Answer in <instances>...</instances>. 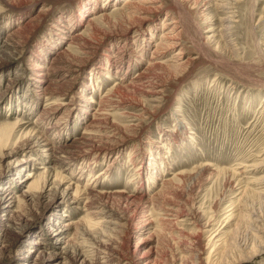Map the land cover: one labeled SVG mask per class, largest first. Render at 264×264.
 Here are the masks:
<instances>
[{"label": "rangeland", "instance_id": "1", "mask_svg": "<svg viewBox=\"0 0 264 264\" xmlns=\"http://www.w3.org/2000/svg\"><path fill=\"white\" fill-rule=\"evenodd\" d=\"M125 2L0 4V264H64L76 234L85 264H185L198 228L204 246L226 232L218 264H264V0ZM89 202L117 224L91 225Z\"/></svg>", "mask_w": 264, "mask_h": 264}, {"label": "bare ground", "instance_id": "2", "mask_svg": "<svg viewBox=\"0 0 264 264\" xmlns=\"http://www.w3.org/2000/svg\"><path fill=\"white\" fill-rule=\"evenodd\" d=\"M149 1V2H148ZM161 0H126V2H125V6H124V8H123V10H127V9H129V8H135L134 10H135V12H134V16H135V13H137V15H140V16H142V13L145 11V9L146 8H149L150 10H152L154 7L156 8V9H159V8H161L160 7V5H155V6H149L148 7V3L150 4V5H154L153 3H156V2H160ZM4 2H5V0H0V4H4ZM234 3V2H233ZM158 4V3H157ZM228 4V3H227ZM229 4H232V3H229ZM119 7H117V9H118ZM232 8H234V7H232ZM121 9V8H120ZM155 9V10H156ZM138 10H140V12H137ZM101 12H99L98 14H95V16L94 17H92L91 18V20H93L94 18H96V19H107L108 17H109V15L108 14H105V12H102L101 14H100ZM234 14L236 13V12H233ZM142 19H144V18H142ZM172 21V20H171ZM170 20H165V25H170L172 22H171ZM230 21V20H229ZM232 22H237V21H234V20H231ZM90 26H92L93 25V23H90L89 24ZM166 27V26H165ZM176 35V34H175ZM177 35H178V33H177ZM79 36L80 37H82L81 36V34H75V35H73V39L74 38H76L77 39V41H76V44H77V46H79L78 45V42H79ZM165 36V38H169V35H166V34H164L162 37H164ZM171 37V36H170ZM174 37V36H173ZM79 38V39H78ZM177 38V37H176ZM82 39V38H81ZM167 44H169V46H172L174 43H173V41H170V40H167ZM73 43H75V42H73ZM7 49V48H6ZM84 50L85 52L84 53H87L88 52V50L90 49V47H84V46H81V44H80V47H79V50ZM5 50V49H4ZM3 50V51H4ZM2 52V51H1ZM83 53V52H82ZM181 53V52H180ZM88 54V53H87ZM180 55V54H179ZM180 59V58H179ZM157 62V61H156ZM156 62H155V64H156ZM159 62V61H158ZM157 62V63H158ZM158 64H160V62L158 63ZM164 64V63H163ZM118 84V83H117ZM120 87H117V89H119ZM115 102V101H114ZM113 103V102H112ZM119 105V104H118ZM114 106V105H113ZM117 106V105H116ZM107 109H102V112H100L99 114H101V115H98V116H103L105 119H109L112 115H113V111L112 112H110V110L111 109H109V112L108 111H106ZM104 119V120H105ZM5 125H3L2 127H4ZM14 128H12V129H10V130H7V129H3V128H0V142L1 141H4V140H6L7 138H9V136H10V134L12 133V130H13ZM39 139V138H38ZM90 140V139H89ZM3 143V142H2ZM1 143V144H2ZM41 144V142L40 141H36L35 142V145H40ZM49 143H47L46 144V146H45V148L43 149L44 150V153L46 154V155H49L50 157H53V158H56L57 160H56V162L58 161V162H60L61 163V161L63 160L62 159V157L61 158H58L57 156H56V154H57V151L56 150H54V147H51V146H49L48 145ZM62 147V146H61ZM66 148V147H65ZM55 149H57L56 147H55ZM62 149V148H61ZM54 160V159H53ZM52 161V160H51ZM55 161V160H54ZM53 161V162H54ZM64 161V160H63ZM62 161V162H63ZM53 164V163H52ZM59 164V163H58ZM257 165H262V166H264V157L263 158H261V161L259 162V163H257V164H255V165H253V168H256L257 167ZM48 166H50V164L48 165ZM60 166H62V164L60 165ZM246 168L247 167H249V165H244ZM250 166H252V165H250ZM40 168L41 169H43L44 171H43V173H44V176H45V183L42 185V187L40 188V190H43L42 192L44 193V190H45V192H47L48 190H46V184L48 183H50L49 181L52 179V172H53V169H50V168H52V167H47V165H40ZM205 169H207L206 167H204V168H202V170H205ZM248 170H245V171H243V172H241V173H244V172H247ZM57 173V172H56ZM235 174H241L240 172H238L237 170H235V172H234ZM59 173H57V175H58ZM181 176H183V175H181ZM180 176V177H181ZM37 177V176H36ZM35 174L34 173H28V176H27V180H29V179H31V178H34V179H32V181L30 182V185L28 186V188H27V190L26 191H24L23 192V195L24 196H29V194L31 193V194H33L32 193V190H33V188H34V186H37L38 185V183H37V180H35ZM39 182V181H38ZM172 181H171V179H167L166 180V183L167 184H170ZM164 183H165V181H164ZM165 183V184H166ZM166 184V185H167ZM10 187V186H9ZM69 189H71V187L69 186V187H67L65 190H63V192H62V196L63 197H67V196H71L72 195V193L69 191ZM253 190H255V189H253ZM49 191H51L50 192V194H51V196L53 197L56 193H58L57 191H53V189H50ZM40 192V191H39ZM82 193V191H81V189L79 188V187H76V191H75V197H78V194L79 193ZM49 193V192H48ZM87 193V192H86ZM122 193V192H121ZM87 194H89V193H87ZM33 195H35V194H33ZM46 195V194H45ZM49 195V194H48ZM36 196V195H35ZM34 197V196H33ZM51 197V198H52ZM57 197V196H56ZM56 197H54V198H56ZM72 197V196H71ZM49 198H50V195H49ZM41 199V198H40ZM107 208L106 207H104V208H99V207H96V206H93V205H91L90 204V202L88 203V214L90 215V219H89V221H90V224L91 225H93V224H95V225H98L97 223H96V220H97V218L98 217H100V215H105V217L103 216V217H101L100 218V222L102 223L101 225L103 226H105V225H108V226H112V225H116L117 224V222H115V221H113V220H115L114 219V217H113V213L110 211V210H106ZM105 211H107V212H105ZM169 211V210H168ZM104 212V213H103ZM165 215V214H164ZM166 215H169V214H166ZM179 215V214H178ZM171 216H174V215H170V217ZM182 216V215H181ZM198 216V215H197ZM232 216H233V212L229 215V219L230 218H232ZM167 217H169V216H167ZM166 217V218H167ZM194 217V216H193ZM196 217V216H195ZM173 218V217H172ZM179 218V216H177V218L175 219V220H179L178 219ZM192 218V217H191ZM228 218V217H227ZM99 219V218H98ZM163 219V218H162ZM168 219V218H167ZM93 220H95V222L93 221ZM169 220V219H168ZM170 220H173V219H170ZM169 220V221H170ZM194 220V219H193ZM228 220V219H227ZM88 221V222H89ZM99 221V220H98ZM117 221V220H116ZM180 221V220H179ZM179 221H178V223H179ZM198 221V220H197ZM211 221V220H210ZM230 222V221H229ZM118 223H119V221H118ZM182 223V222H181ZM210 223V222H209ZM208 223V224H209ZM211 224V223H210ZM225 224H226V221H225ZM213 225H214V223H213ZM227 225H228V221H227ZM72 226V224H70V223H64L63 225H61V226H55V229L53 228V233H55L54 235H56L57 236V239H59L61 236H63L64 234H65V232H66V230L69 228V227H71ZM90 226V225H89ZM99 226V225H98ZM178 226V225H177ZM209 226V225H208ZM211 226V225H210ZM224 226H226V225H224ZM63 227V228H62ZM96 227V226H95ZM116 227V226H115ZM180 227H182V228H178V229H180L181 230V232H185V228L183 227V226H180ZM227 227V226H226ZM102 228V227H101ZM104 228H108V227H104ZM111 228V227H110ZM207 228V227H206ZM111 229H113V228H111ZM199 230H198V232L195 234V235H190V238H189V242H190V245L191 246H189V249L187 250V248H185L186 250H187V254H185V256H184V258H183V260L184 261H182V262H184L185 264L186 263H189V264H218V259H219V256H221V254L224 252L223 251V249L225 248V246H222V244L223 243H225L226 242V240H225V242H224V238H223V236L226 234V232H222V231H218L219 229H217V230H215L214 232H210L211 234H210V236H209V241L207 242V246H204V236H202L203 234H202V231H203V229L201 230V228H198ZM76 230H78V227H77V229ZM105 230V229H104ZM206 230V229H205ZM204 230V231H205ZM107 231V230H106ZM207 231H210V230H207ZM82 232H83V235L85 234V235H90V232H89V229H88V227H84L83 229H82ZM95 232V231H94ZM78 233V232H77ZM102 233H103V230H102ZM207 233V232H206ZM93 234V233H92ZM100 234H101V231L100 232H95V234H94V236L92 235V236H89V239H87V242H89L94 248L93 249H96L97 250V252L98 251H102V249L104 250V249H106V247H104V242H103V239H102V237L100 236ZM76 236H77V234H76ZM76 236H75V238H73V240H72V244L74 245V247H70L71 245H69V248H67V250H65L64 252H63V255L61 256L62 257V260L64 261V264H85L86 263V261H88V258H89V256H91V255H89L88 254V251L87 250H85L83 247H82V244L83 243H78V242H75V239H76ZM263 236H264V234H263ZM218 237V239L217 240H215L216 238ZM261 238V240H262V237H260ZM259 238V239H260ZM264 238V237H263ZM86 240V239H85ZM84 240V241H85ZM77 241V240H76ZM83 241V242H84ZM80 242V241H79ZM260 242H263L264 243V240H262V241H260ZM33 243H35V245L36 244H38L39 243V241H34ZM74 243H78V244H74ZM71 244V243H70ZM84 245V244H83ZM86 245V244H85ZM88 245V244H87ZM86 245V246H87ZM225 245V244H224ZM92 246H90V247H92ZM209 249V252H207V255H206V249ZM66 249V248H65ZM184 249V250H185ZM255 250V249H254ZM92 252H94V251H92ZM186 252V251H185ZM260 253V252H259ZM60 255V254H59ZM94 255V254H93ZM96 255H98V253L96 254ZM157 256V255H156ZM216 256H218V257H216ZM96 257V256H95ZM106 257V256H105ZM156 259V258H155ZM90 261V260H89ZM157 261V260H156ZM225 261V260H224ZM25 262H29L28 260L27 261H25ZM66 262V263H65ZM92 262V261H91ZM110 262V261H109ZM108 262V263H109ZM89 263V262H88ZM34 264V263H33ZM43 264V263H42ZM57 264V263H56ZM58 264H60L59 263V261H58ZM171 264H177L176 262H172Z\"/></svg>", "mask_w": 264, "mask_h": 264}]
</instances>
